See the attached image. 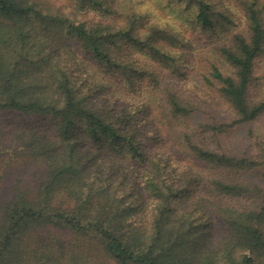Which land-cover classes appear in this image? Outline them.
I'll return each mask as SVG.
<instances>
[{
  "label": "trees",
  "instance_id": "1",
  "mask_svg": "<svg viewBox=\"0 0 264 264\" xmlns=\"http://www.w3.org/2000/svg\"><path fill=\"white\" fill-rule=\"evenodd\" d=\"M71 1L96 19L0 0V156L35 166L0 189V264H264V138L210 143L264 114V0ZM195 37L231 73L185 81Z\"/></svg>",
  "mask_w": 264,
  "mask_h": 264
},
{
  "label": "rangeland",
  "instance_id": "2",
  "mask_svg": "<svg viewBox=\"0 0 264 264\" xmlns=\"http://www.w3.org/2000/svg\"><path fill=\"white\" fill-rule=\"evenodd\" d=\"M45 2L44 10L56 18H64L69 21L77 22L81 20H95L96 16L91 12L79 13L74 9L71 0H43ZM120 4L128 6L131 0H119ZM194 48L190 51L192 56V67L189 75L184 80L187 82L196 81L203 84L205 77H211V68L216 63L225 73H231V69L219 57V44L207 41L199 42L197 37L194 39ZM183 80V81H184ZM253 92L258 97L264 96V59L257 64L256 85ZM166 111V108L163 112ZM14 114H1L0 121H6L14 118ZM209 117L202 113L191 115L186 120V125L197 127L200 122L208 121ZM156 123L167 137L178 133L184 122L172 118L164 113H159L156 117ZM264 138V114L258 119L245 123L238 128L218 136L211 135V146L221 152H229L242 155L245 152H256V140ZM1 143V142H0ZM7 160V161H6ZM29 170L27 172L26 170ZM35 169L33 163L26 162L22 157L10 159L9 155L0 156V181L1 194L8 190V186L13 185L17 180L26 182L29 178L27 173H32Z\"/></svg>",
  "mask_w": 264,
  "mask_h": 264
}]
</instances>
